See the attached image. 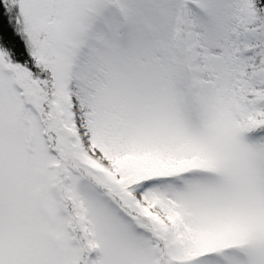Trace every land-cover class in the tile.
Wrapping results in <instances>:
<instances>
[{"label": "snow or ice", "instance_id": "1", "mask_svg": "<svg viewBox=\"0 0 264 264\" xmlns=\"http://www.w3.org/2000/svg\"><path fill=\"white\" fill-rule=\"evenodd\" d=\"M0 264H264V0H0Z\"/></svg>", "mask_w": 264, "mask_h": 264}]
</instances>
